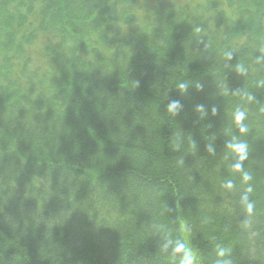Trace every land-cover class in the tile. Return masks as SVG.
<instances>
[{"label":"trees","instance_id":"1","mask_svg":"<svg viewBox=\"0 0 264 264\" xmlns=\"http://www.w3.org/2000/svg\"><path fill=\"white\" fill-rule=\"evenodd\" d=\"M177 242L264 264V0H0V264H179Z\"/></svg>","mask_w":264,"mask_h":264},{"label":"clouds","instance_id":"2","mask_svg":"<svg viewBox=\"0 0 264 264\" xmlns=\"http://www.w3.org/2000/svg\"><path fill=\"white\" fill-rule=\"evenodd\" d=\"M229 58H231V55L229 54ZM241 72H243V69H239ZM139 85L137 84V87ZM179 89L181 91L187 90V85L184 83H180L178 85ZM198 90H203L202 86L198 85ZM179 107L178 103H172L168 106V111L170 113L174 114V110ZM197 112L203 113L204 107L203 105H200L196 109ZM213 115H216L218 112L217 108L212 109ZM247 116L244 111L241 109H237L234 115L235 123L237 128L239 129L241 134H244L247 132V126L245 125L244 121L246 120ZM226 148L231 150L235 156H236V162L233 164V169L241 173V179L244 183H248L251 181L252 177L251 175L244 170V161H246L249 158V151H248V144L242 141H238L235 138L232 140H229L226 142ZM208 151L211 152L213 155L215 154L212 147L209 145ZM229 189H233L235 186L234 184L229 181L226 185ZM253 191L252 187L249 186L244 194L241 195V204L245 208V211L249 217L254 215L255 210V204L250 200V193ZM250 223V222H249ZM167 248V245L165 246ZM174 254H178L180 256L179 264H196L194 255L191 251V249L183 242H177L175 248L173 249ZM218 255L220 257H223L226 255V250L221 249L218 251ZM217 264H232L231 260H224V261H218Z\"/></svg>","mask_w":264,"mask_h":264},{"label":"rangeland","instance_id":"3","mask_svg":"<svg viewBox=\"0 0 264 264\" xmlns=\"http://www.w3.org/2000/svg\"><path fill=\"white\" fill-rule=\"evenodd\" d=\"M38 44H41V42L40 41H38V42H36V44L34 45L35 47H37V45ZM190 248V247H189ZM191 249V248H190ZM191 251H192V253H193V255H194V258H195V262H196V264H197V259H196V255H195V253L193 252V250L191 249Z\"/></svg>","mask_w":264,"mask_h":264}]
</instances>
